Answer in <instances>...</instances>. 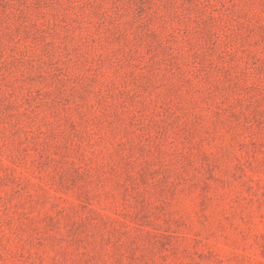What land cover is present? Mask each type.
Masks as SVG:
<instances>
[{
  "label": "rangeland",
  "instance_id": "rangeland-1",
  "mask_svg": "<svg viewBox=\"0 0 264 264\" xmlns=\"http://www.w3.org/2000/svg\"><path fill=\"white\" fill-rule=\"evenodd\" d=\"M0 264H264V0H0Z\"/></svg>",
  "mask_w": 264,
  "mask_h": 264
}]
</instances>
